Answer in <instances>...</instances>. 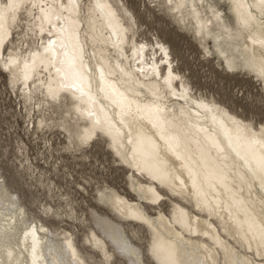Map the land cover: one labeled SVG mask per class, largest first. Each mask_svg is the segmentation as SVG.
I'll return each mask as SVG.
<instances>
[{"label":"bare ground","instance_id":"obj_1","mask_svg":"<svg viewBox=\"0 0 264 264\" xmlns=\"http://www.w3.org/2000/svg\"><path fill=\"white\" fill-rule=\"evenodd\" d=\"M164 1L177 14L189 9L198 33L208 29L194 1ZM226 1L239 27L231 34L223 25L226 37L242 41L247 33L241 56L264 79V0ZM133 27L109 0H0V66L35 106L71 97L74 113L87 120L78 140L106 137L114 155L149 179L130 182L147 204L162 198L161 186L196 211L178 203L170 216L151 217L124 196L109 198L117 215L150 231L152 264H264V127L253 130L192 96L168 47L135 41ZM4 188L0 184V264H87L70 237L61 246L43 226L26 222ZM106 218L98 219L101 235L129 264H146L123 227ZM104 238L92 233L91 245L108 263Z\"/></svg>","mask_w":264,"mask_h":264},{"label":"rangeland","instance_id":"obj_2","mask_svg":"<svg viewBox=\"0 0 264 264\" xmlns=\"http://www.w3.org/2000/svg\"><path fill=\"white\" fill-rule=\"evenodd\" d=\"M84 1L88 4L89 0ZM109 1L125 24L135 26V41L150 45L160 42L168 47L173 69L183 78L192 96L222 107L246 121L253 130L264 127V79L247 68L241 56L244 50L241 45L248 42L247 33L242 31L246 35H242V41L238 35L226 37L223 25L231 34H236L239 28L228 1L203 0L201 4L192 0L198 4L203 21H208V29L200 33L189 9L184 7L177 14L164 0ZM9 47L8 39L2 50ZM36 103L37 100H23L22 89L11 86L8 74L0 66V184L17 200L26 222L43 226L61 246L70 237L87 264H129L97 227L98 219L111 217L112 222L120 221L114 222L123 227L144 262L152 264L147 253L152 239L150 231L142 223L117 215L109 198L124 196L146 209L151 217L159 212L170 216L173 205L178 203L187 210L190 206V212L196 211L161 186L159 192L168 195L163 194L162 201L147 204L141 199L130 182L146 184L149 179L114 155L106 137L98 134L92 141L78 140L87 120L74 113L71 97L64 95L56 102L40 106H35ZM91 232L104 238L112 255L108 263L91 245ZM231 244L239 253L247 252L252 255L250 258L258 259L233 241Z\"/></svg>","mask_w":264,"mask_h":264}]
</instances>
